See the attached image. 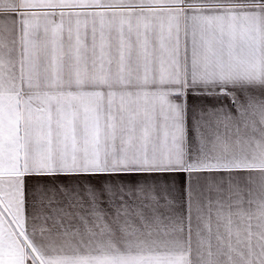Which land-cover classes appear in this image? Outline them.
Here are the masks:
<instances>
[{
	"label": "snow or ice",
	"instance_id": "snow-or-ice-1",
	"mask_svg": "<svg viewBox=\"0 0 264 264\" xmlns=\"http://www.w3.org/2000/svg\"><path fill=\"white\" fill-rule=\"evenodd\" d=\"M0 264H264V0H0Z\"/></svg>",
	"mask_w": 264,
	"mask_h": 264
}]
</instances>
